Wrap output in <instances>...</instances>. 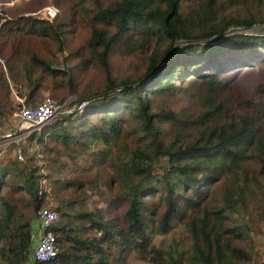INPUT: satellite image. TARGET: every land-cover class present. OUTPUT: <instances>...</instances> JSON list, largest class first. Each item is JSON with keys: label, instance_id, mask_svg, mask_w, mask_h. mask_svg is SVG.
I'll return each mask as SVG.
<instances>
[{"label": "trees", "instance_id": "obj_1", "mask_svg": "<svg viewBox=\"0 0 264 264\" xmlns=\"http://www.w3.org/2000/svg\"><path fill=\"white\" fill-rule=\"evenodd\" d=\"M55 1L61 9L52 21L20 16L0 26V54L12 78L29 90L27 103L37 101L42 88L58 99L78 94L71 112L26 138L27 143L42 144L44 151L29 154L23 148L24 160L18 153L0 158V264H126L133 251L145 261L154 246L136 251L132 238L145 246L153 234L167 233L175 222L182 224L201 264L248 263L252 257L243 245L248 227L237 220L236 212L238 207L244 212L255 208L257 191L264 192V119L249 133V117L209 109L185 119L171 110H157L155 97L186 79L221 84V78L241 67L264 62V33L245 31L264 23V13L253 0ZM256 1L264 6V0ZM42 2L31 0L28 7ZM74 24L80 32L74 33ZM70 33L75 35L68 38ZM23 38H31L38 53L21 41L17 49V40ZM62 49L68 51L65 69L54 68L59 65L50 57ZM113 54L121 61L141 57L143 71L116 78ZM17 55L24 59L18 61ZM86 66L94 67L90 78L77 72ZM1 90L5 100H0V119L11 109L2 75ZM255 94L264 96V83ZM128 124H135L141 147L116 162L113 175L107 160ZM98 143L101 148L88 151ZM145 148L170 150L165 153L168 159L155 165L150 155L147 163L138 157ZM195 148L223 159L224 172H209L207 177L213 176L199 181L194 170L181 171L176 182L170 177L169 158L182 164L181 153ZM82 158L87 163L69 169ZM40 179L49 180L53 192L40 187ZM95 189L92 196L90 190ZM155 194L157 209L164 208L159 216L147 199ZM48 195L57 200L58 218L50 227L56 256L36 261V216ZM87 197H94L95 208L78 209ZM126 201L123 222L117 212Z\"/></svg>", "mask_w": 264, "mask_h": 264}, {"label": "rangeland", "instance_id": "obj_2", "mask_svg": "<svg viewBox=\"0 0 264 264\" xmlns=\"http://www.w3.org/2000/svg\"><path fill=\"white\" fill-rule=\"evenodd\" d=\"M253 1L254 4L257 5L259 12L263 14L264 6L257 3L256 0ZM30 2L31 0H0V26L3 21L7 19H16L20 16L41 18L36 13L47 5H55L58 7V10L61 9V5L55 0H45V2L35 6L33 9H29L28 7V3ZM72 28L74 29V33L80 32L81 30L80 26L76 24H74ZM247 29L249 33H264V23L254 24ZM245 31L247 30L245 29ZM1 32L2 30L0 29V34ZM74 33H70L67 35V37L72 38L75 35ZM30 40L31 38L17 40L16 48L19 49V42L21 41V43L29 44L31 52L34 50L37 52L33 40H31V42ZM177 43H180L181 45L185 44L184 41H178ZM1 46L2 40L0 39V48ZM46 53L48 54V47L46 48ZM23 54L25 57L28 56L24 52ZM67 54V49H62L58 52L54 51V55L49 57L51 60L53 59L56 61L57 65L59 66L53 67H65L66 64L64 63V58L67 56ZM20 58L24 59V56H16L18 61L21 60ZM141 60V57H135L121 61L118 59L116 54H113L112 70L114 76L118 79L124 76L127 77L132 75H135L134 77H136L144 69V65L142 64L143 61L141 62ZM93 69L94 67L86 66L84 69H78L77 72H81V75H86V77L90 78L95 73V71H91ZM88 71L90 72L86 74ZM0 75L4 77L9 87V100L11 102L10 112L0 119V158L4 156L14 157L17 151L20 150L21 159L24 160L25 155L22 153L23 148H25L29 154L33 153L35 150L44 151V149L42 148V144L36 143L35 140L31 143H27L26 138L28 135L18 136L13 133L17 127L15 118V112L17 108L23 105L27 107H34L40 104L46 97L53 98L59 102L62 108L51 120L48 121L50 122L53 121L56 116L66 115L68 112L66 110L76 102L78 94L70 93L66 96H62V99H58L53 95L49 88H42L39 90L40 96L37 98V101L34 103H27V94L29 90L25 88L20 82L15 81L12 78L6 64V60H4L2 54H0ZM221 79L224 82H222L223 84H219L215 81L208 85L207 83L205 84L204 82L197 79L194 82H189V79H186L181 83L178 82L175 84L177 87H175L173 90L155 97V108L157 110L165 109L174 111L178 114V116L185 119H195L201 116L206 110L219 109V111H224L228 116L234 118L249 117L251 119L249 123V126L251 127L249 133H253V131L255 132V130L260 127V123L264 119V96L259 97L257 94H255V89L264 83V62H256L254 66L241 67V69H238L236 72L231 74V77H224ZM14 92L18 94V96L22 99V102L16 100ZM0 100H5L2 90L0 91ZM48 122L46 123L48 124ZM134 126L135 124L133 126L128 124L125 127L116 147L113 148L107 160V170L113 175L115 174V168L113 167L116 165V162L121 161L122 159L127 160L131 156V153L134 152L138 146L141 147L137 141L136 133L133 129ZM21 133L23 132L21 131ZM32 133H40V128ZM99 147H102V145L99 143L95 146L91 144V148L88 151H93ZM144 150L145 154L138 155V157L143 161L150 163V155H154V157H152V164L155 163V165H159V162L161 163L163 159L167 158L165 153L170 151L159 152L154 150V148H145ZM187 152L188 153L186 154L181 153V156L183 157L182 164H180L179 161L176 163L174 157L169 158L170 163L172 164L170 177L175 179L176 182L179 181V176L177 175L180 174L181 171L193 172L194 170V173H197V178L195 180L199 181H204L213 175L219 176L224 172L226 164L223 159H218L211 155H207L205 151H201L196 148L190 149ZM146 154L149 155L147 158L145 157ZM37 157L40 156L37 155ZM37 161L42 165L44 163L42 159ZM80 163H87V158H82L77 162L71 163L68 167L72 170L79 166ZM140 163L142 162L140 161ZM41 172L43 173V170H41ZM209 172H213V175L207 177L210 175L208 174ZM157 173L162 174V171L157 170ZM40 181V187L46 191L53 192L49 180L40 179ZM101 189H105L103 185H101ZM124 190L127 189L125 188ZM95 192L96 189L90 190L92 196H95ZM122 192L127 193V191L123 190ZM257 192L258 194L255 197V202L257 205L255 208L252 207L248 211L244 212L240 207H238L236 212L238 216L237 220L240 223L242 222L243 225L246 222L247 226L245 225V227H248L245 232L246 238L243 242V245H247V249L249 250L252 259L248 263L243 264H264V192L262 190ZM93 198L94 197H87L86 200H84V204H77L79 205L77 208L85 210L94 209L95 206L92 203ZM147 199L151 204L152 209L157 210L156 213L157 216H159L164 208L161 207L157 209L158 195L155 194L152 197H148ZM56 202L57 200L54 195H48L42 208L54 209ZM126 202L120 204L119 212H117L120 214V217L123 218V222L124 212L129 206L128 202ZM125 225L128 227L127 223ZM132 232L133 229H129V234ZM39 233H41V230L37 228L36 234ZM132 240L135 247L134 250L137 251V249L146 248L153 245L154 251L149 256L148 260L145 261L138 259L136 252L133 251L129 255L126 264H201L199 259L196 257V254L191 249L190 240L187 237V234L180 222H175L173 228L167 233L153 234L152 237L145 243V246L140 245L135 237L134 239L132 238Z\"/></svg>", "mask_w": 264, "mask_h": 264}, {"label": "built area", "instance_id": "obj_3", "mask_svg": "<svg viewBox=\"0 0 264 264\" xmlns=\"http://www.w3.org/2000/svg\"><path fill=\"white\" fill-rule=\"evenodd\" d=\"M58 7L55 5H47L40 9L36 14L46 20H52L58 14ZM16 100L22 102V99L14 92ZM83 103L78 105L82 108ZM61 105L53 98L46 97L40 104L34 107L25 105L17 108L15 112L17 127L13 131L18 136H27L35 130L39 129L46 122L51 120L60 110ZM66 111L71 112L72 108ZM21 131L23 133H21ZM18 155L20 150L17 151ZM58 218L57 212L54 209L41 208L37 212L36 223L41 233L37 234L36 243L33 249V260L48 261L56 256L55 236L50 231V227Z\"/></svg>", "mask_w": 264, "mask_h": 264}, {"label": "water", "instance_id": "obj_4", "mask_svg": "<svg viewBox=\"0 0 264 264\" xmlns=\"http://www.w3.org/2000/svg\"><path fill=\"white\" fill-rule=\"evenodd\" d=\"M248 31V29H246Z\"/></svg>", "mask_w": 264, "mask_h": 264}]
</instances>
